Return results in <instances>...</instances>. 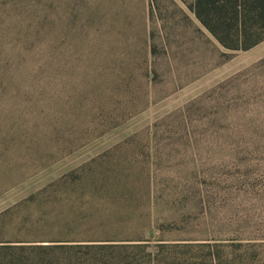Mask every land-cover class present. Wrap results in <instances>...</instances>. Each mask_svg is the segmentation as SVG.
Instances as JSON below:
<instances>
[{
  "label": "rangeland",
  "instance_id": "obj_1",
  "mask_svg": "<svg viewBox=\"0 0 264 264\" xmlns=\"http://www.w3.org/2000/svg\"><path fill=\"white\" fill-rule=\"evenodd\" d=\"M84 1L122 11L118 36L99 45L55 41L52 90H0V245L92 240L93 224L126 217L131 206L100 200L99 188L122 178V187L144 192L152 176L165 214L191 204L190 193L185 202L177 196L184 191L211 199L193 229L168 238H236L217 264H264V157L184 148L164 135L165 117L207 90H264V67L253 68L264 41L225 51L182 0ZM93 80L104 90H91ZM157 123L161 133L151 136ZM147 202L134 203L137 217Z\"/></svg>",
  "mask_w": 264,
  "mask_h": 264
},
{
  "label": "trees",
  "instance_id": "obj_2",
  "mask_svg": "<svg viewBox=\"0 0 264 264\" xmlns=\"http://www.w3.org/2000/svg\"><path fill=\"white\" fill-rule=\"evenodd\" d=\"M182 1L225 51H246L264 41V0ZM123 16L119 9L92 7L84 0H0V90H52L55 41L109 44L125 27ZM261 67L264 58L253 68ZM78 86L80 82L74 85ZM90 88L104 90L96 80ZM259 106L264 107V90H207L165 117L171 129L167 127L164 135L184 148L206 144L208 150H223L235 157H264V123L255 121ZM159 124L151 136L161 133ZM121 181L116 179L119 186L110 189L102 186L97 194L102 195V189L100 200L131 205L127 215H110L93 224L87 235L94 239L2 243L0 264H217L219 249L234 247L239 240L223 243L209 235L168 238L170 233L193 229L194 220L208 215L211 199L200 189L184 191L177 196L185 202L190 193L191 204L165 214L156 203L163 195L154 189L152 176L144 192L122 187ZM141 198L147 199L148 208L137 217ZM195 252L200 257H194Z\"/></svg>",
  "mask_w": 264,
  "mask_h": 264
}]
</instances>
